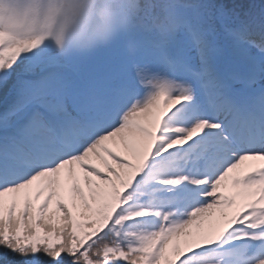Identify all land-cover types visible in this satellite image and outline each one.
Wrapping results in <instances>:
<instances>
[{
    "label": "snow or ice",
    "instance_id": "6c2138e0",
    "mask_svg": "<svg viewBox=\"0 0 264 264\" xmlns=\"http://www.w3.org/2000/svg\"><path fill=\"white\" fill-rule=\"evenodd\" d=\"M133 7L127 77L0 43V264H264V0Z\"/></svg>",
    "mask_w": 264,
    "mask_h": 264
},
{
    "label": "rangeland",
    "instance_id": "374dc122",
    "mask_svg": "<svg viewBox=\"0 0 264 264\" xmlns=\"http://www.w3.org/2000/svg\"><path fill=\"white\" fill-rule=\"evenodd\" d=\"M94 10L89 5H83L80 0H0V33L3 34L0 43L6 47L35 43L38 48H47L58 53H86L82 43L87 41L93 52L105 51L100 55L89 54L88 69H92L89 73L102 82L116 78L119 71L116 66L108 63V59L126 30L125 22L120 20L126 21L127 26L130 20L122 16V9L112 0H101L95 12L106 22L103 21L102 25L91 22L80 36L74 37ZM111 29L120 37L112 34ZM119 77L127 75L123 73ZM254 163L258 162L247 161L241 166V170H247ZM207 226L208 222H205V227Z\"/></svg>",
    "mask_w": 264,
    "mask_h": 264
},
{
    "label": "trees",
    "instance_id": "16d2710c",
    "mask_svg": "<svg viewBox=\"0 0 264 264\" xmlns=\"http://www.w3.org/2000/svg\"><path fill=\"white\" fill-rule=\"evenodd\" d=\"M82 1L83 5H89L91 7H98L97 4L94 5V0H80ZM100 1V0H97ZM114 3L117 4L118 8L120 7L122 10L121 14L123 17H139L141 15L139 9L136 7H133L134 5L142 3V0H128V2L125 0L122 2L121 0H112ZM205 19L208 21V23H216L217 27L219 26V21L216 19L215 9L205 10ZM1 37V34H0ZM1 39V38H0ZM227 53H225L226 55ZM3 103V95L0 93V104Z\"/></svg>",
    "mask_w": 264,
    "mask_h": 264
}]
</instances>
